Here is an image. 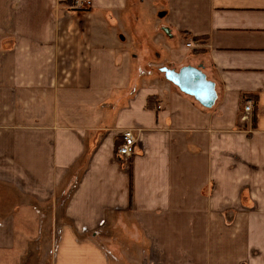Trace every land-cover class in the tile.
<instances>
[{
	"label": "crops",
	"instance_id": "0c3cea01",
	"mask_svg": "<svg viewBox=\"0 0 264 264\" xmlns=\"http://www.w3.org/2000/svg\"><path fill=\"white\" fill-rule=\"evenodd\" d=\"M67 4L0 0V264H264V0ZM146 14L201 50L211 108L125 45Z\"/></svg>",
	"mask_w": 264,
	"mask_h": 264
},
{
	"label": "rangeland",
	"instance_id": "374dc122",
	"mask_svg": "<svg viewBox=\"0 0 264 264\" xmlns=\"http://www.w3.org/2000/svg\"><path fill=\"white\" fill-rule=\"evenodd\" d=\"M71 1L72 0L68 2L67 6L71 4ZM67 9L70 10L69 7H67ZM149 14L145 15L146 21H145V25L143 26V30H145L146 32L148 41L145 42L144 40H142L141 42H139V38H135V39L130 38V40L125 39V45L127 47L129 46L132 50L134 48H137L138 50V47L141 50H144L146 52L144 54H146L148 61L149 63H151L152 66H156L158 68L161 66L174 67L177 70L179 67H181L179 64L185 65L187 62L191 60L187 56H190L193 54L192 49L194 48V43H192L189 39L185 38L182 34L175 33L173 38L169 36L165 37L157 29L160 27H166L164 19L162 17L160 18L156 16L153 18H150ZM189 42L191 43V45L186 46V44ZM151 44L155 46V49H153L152 52L150 51ZM64 60L65 59L62 58V63ZM168 61H172L174 62V64L172 65L167 64ZM155 72L159 74V72L157 71ZM60 76L63 77L64 75H60ZM252 103L254 105V102ZM69 189H70V186L68 185L63 192L61 191L62 197L60 198V201L57 204L58 206H56V212L58 215H60V213L62 212L64 203L66 202L68 198V194L70 192V191L68 192ZM0 191H2L1 188H0ZM57 222H59V220H57ZM54 227H57V224L54 225ZM28 228L29 230H31L32 225L28 224ZM33 231L35 235H37V228H35ZM33 231H29V232H33ZM45 257H46L45 252L40 254L38 257H36V255H33V254L31 255L28 254V259H26L25 264H46L48 259H46Z\"/></svg>",
	"mask_w": 264,
	"mask_h": 264
},
{
	"label": "water",
	"instance_id": "95a60500",
	"mask_svg": "<svg viewBox=\"0 0 264 264\" xmlns=\"http://www.w3.org/2000/svg\"><path fill=\"white\" fill-rule=\"evenodd\" d=\"M162 31L167 36H172L169 27H162ZM158 70L180 92L193 97L204 108L214 105L217 98L215 83L207 78L200 67L187 64L177 70L167 66H161Z\"/></svg>",
	"mask_w": 264,
	"mask_h": 264
},
{
	"label": "built area",
	"instance_id": "2783aa9c",
	"mask_svg": "<svg viewBox=\"0 0 264 264\" xmlns=\"http://www.w3.org/2000/svg\"><path fill=\"white\" fill-rule=\"evenodd\" d=\"M92 5V0H72L71 4L68 6L70 10L73 12H84ZM191 43H187L186 46H190ZM253 101L251 99L245 100V104L243 106V111L245 113L249 112L253 107ZM246 115L242 116V120H245ZM136 139L132 134L130 129H125L121 133V142L117 147V156L120 158H128L134 152Z\"/></svg>",
	"mask_w": 264,
	"mask_h": 264
},
{
	"label": "trees",
	"instance_id": "16d2710c",
	"mask_svg": "<svg viewBox=\"0 0 264 264\" xmlns=\"http://www.w3.org/2000/svg\"><path fill=\"white\" fill-rule=\"evenodd\" d=\"M68 2L70 1V0H67ZM193 40H198L199 38H192ZM192 52H193V54H197V53H199V52H201V50L200 49H194V50H192ZM254 99H255V97H254ZM255 103V102H254ZM255 117L256 116H254V121H255ZM120 140L119 141H117L116 142V144H115V154H116V156H117V147H118V145L120 144ZM117 157H119V156H117ZM62 193L60 192L59 194H58V197H62V195H61Z\"/></svg>",
	"mask_w": 264,
	"mask_h": 264
}]
</instances>
